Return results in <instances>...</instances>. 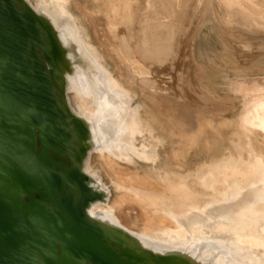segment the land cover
<instances>
[{
	"label": "bare ground",
	"instance_id": "1",
	"mask_svg": "<svg viewBox=\"0 0 264 264\" xmlns=\"http://www.w3.org/2000/svg\"><path fill=\"white\" fill-rule=\"evenodd\" d=\"M155 1L160 3L159 7H161L162 0ZM225 1L239 5L237 0ZM107 3H109L110 13L105 17L107 27L103 31L104 43L113 52L119 50L120 77L130 85H133V82L141 83L142 78L150 77L151 79V76L154 77L153 80L156 78L155 81H158L157 77L161 78V74L165 75L162 71L160 72V66L166 68L165 64H169V68L172 69L175 62L172 60L174 57L172 55L179 47L181 48L180 34L179 37L177 36L179 39L176 38L179 43L176 50H174L173 41L177 33L176 25L178 23L182 25V23L168 16H157L152 25L155 29L154 36L157 37L152 45L145 47L140 44V47L131 43L126 44L124 36L133 35L134 29L124 25L118 30L119 37L114 35L112 29L114 21L119 19L123 13L122 10L126 9H122L121 0H109ZM145 3L149 6L151 4L149 0ZM153 4L157 15L159 7L156 8L155 2ZM241 4L239 9L244 19L254 25L264 24L261 15L244 6V2L243 5ZM31 5L48 14L59 30L62 40L65 43L77 44L84 50L90 61L86 70L80 68L69 77L68 96L71 103L69 93H75H73L75 104L79 108H86V112L74 109L73 106L72 108L77 114L92 122L96 147L89 152L85 164L86 171L101 182L108 192L107 201L95 204L91 208V213L101 214L123 226L113 214L102 207L109 204L111 192L103 176L92 172L91 161L94 151L107 150L108 152L105 151L106 168L124 178L122 182L113 180L116 188H123L122 195L126 198L124 200L128 201L127 206L138 211L135 213L132 212L133 210L129 212L124 209L126 216L122 215L127 217L125 220L128 224L133 221L131 218L142 220L144 224L141 235L129 230L128 227H123L137 235L144 245L160 251L165 249L185 251L198 260L210 264H264V83L238 81L232 84L233 90L242 98L241 111L234 122L214 111H204L205 115L216 116L217 120L221 121L220 124L217 123L220 127L211 121L214 125L213 132L219 133L220 129L233 126L231 146L223 153L215 154L213 150L215 144L210 142L211 147L208 151L211 152V157L209 159L195 162L194 167H191L189 155L179 160L177 167H170L168 156L163 157L159 149V145L165 147L169 142L167 135L160 133L162 131L159 130L158 122L152 113L144 104L136 102V94L115 75L103 53L83 31L75 14L69 9L68 0H37L35 5L32 3ZM185 5H187L185 0H173L170 6H164L171 8L174 13L177 12L176 9H180L183 15H188V6L191 3L188 6ZM165 18L169 19L165 21ZM166 28L170 30L173 28V33L168 34ZM121 41L125 43L123 44L125 55L120 53L122 47H118L122 46ZM174 42L176 44V41ZM145 55L150 64L154 67L155 64L159 65V67L156 66L160 70L142 62L141 57L144 58ZM190 55L193 56L192 54L187 56L190 57ZM138 67L142 69L138 70ZM167 76L169 81L175 75ZM161 83L162 86L156 87L161 94L155 96L161 108L174 114L185 136L196 135L197 132H199L198 137L204 135L206 131L203 128L201 130L198 127L197 131L194 128L198 125L193 128L188 121L189 111H187L188 108L185 109L187 104L178 103L181 100L175 101L176 97L168 95L172 87H168V83L165 85L163 81ZM164 91L169 93L165 94ZM208 96L209 99H214ZM214 106L218 107L216 104ZM207 123L210 125V121ZM195 135L196 140L198 137ZM144 139L148 142L146 143ZM171 150L174 151L173 148ZM119 160L132 165L135 173L127 167L119 166ZM143 162L149 168L148 171L144 170V173H150L153 176H151V182V178L149 177L150 180L147 178L150 184H145L146 177L143 181L144 177L142 178L138 171L142 169ZM116 174H113V177Z\"/></svg>",
	"mask_w": 264,
	"mask_h": 264
},
{
	"label": "water",
	"instance_id": "2",
	"mask_svg": "<svg viewBox=\"0 0 264 264\" xmlns=\"http://www.w3.org/2000/svg\"><path fill=\"white\" fill-rule=\"evenodd\" d=\"M89 63L48 14L0 0V264H210L91 213L108 192L86 171L92 122L68 96Z\"/></svg>",
	"mask_w": 264,
	"mask_h": 264
},
{
	"label": "rangeland",
	"instance_id": "3",
	"mask_svg": "<svg viewBox=\"0 0 264 264\" xmlns=\"http://www.w3.org/2000/svg\"><path fill=\"white\" fill-rule=\"evenodd\" d=\"M29 1L33 5L37 2V0ZM146 1L147 0H123V3H121L122 9L125 8L127 11L122 10V12L125 13H122L121 17L112 24L113 33L116 37H119L118 30H120L124 25H127L134 29V32L133 35L124 36L125 43H131V45L134 44L135 46H140L141 44V46L143 45L147 47L148 45H152L155 37H157L154 36L155 29H153L152 26L157 16H168L171 19L174 18L179 20L182 25H179V23L176 25L177 33L174 40L176 41V44L173 41V46L174 50L178 48L176 47L179 44L177 39L180 38L179 41H181V48L179 47L176 51H174L175 54L172 56H174L175 59L171 56L173 58L172 60H175V62H173L174 69L173 66L172 69H170L168 66L169 64H165L166 68L164 66H160V70V68H158L159 65L155 64L156 69L158 68L160 72H163V74L166 75V73H168L171 77L175 75L171 78L173 80L170 79L168 81V74L166 77L161 74V78L157 77L158 81H155L156 78L153 80L152 78L154 77L150 75L151 79L150 77L142 78L143 81L141 83L133 82V85H130L120 77V65L118 64L119 50H117V52H113L109 50L107 45L104 43L105 33L103 34V31H105L104 29L107 27L105 17H107L110 13L109 3H107L109 0H68V7L75 14L83 31H85V33L91 38V41L103 53L106 58V62L109 64L110 68L113 69L115 75L122 79L125 85L136 94V102L144 104L146 109L152 113L158 122L159 130L163 132L160 133L167 135L169 142L165 147L163 145H159V149L160 153L162 152L161 155L163 157L168 156L167 160L170 167H177L176 165L179 164L178 161L183 160L184 157L189 155V165L194 167L195 162H202L211 157V152L208 151L211 147L209 144L210 142L215 144L213 149L215 154H221L226 150V148L231 146L233 126L220 129L219 133L213 132L214 125L217 123L220 124L221 121L217 120L216 116L211 117L205 115L206 112L204 111H214L222 117L229 118L234 122L238 113L241 111L242 98L233 90L232 84L238 81L264 83V24H251L248 20L243 18L239 9L240 4L242 3L241 5H243L244 2V6L256 14L261 15L264 19V0H241V2L240 0H237L239 5L231 4L225 0H185V3H187L185 6H188L190 3L192 5L188 6L189 9L186 7L188 9V15H183L182 10L180 9H178L179 11L176 9L177 12L174 13L171 8L168 9L165 7L170 6L173 0H162L161 7H159L160 3H156L155 0H149L151 2L150 6L145 3ZM153 1L157 6L156 8L159 7L157 15L154 12L155 9H153ZM134 18L135 20H133ZM168 19L169 18H165L164 20L166 21ZM227 20H229V22ZM169 21H167V23ZM173 30V28H171V30L166 28L168 34H172ZM177 36L180 37L178 38ZM159 39H161V37ZM251 41L253 43H251ZM125 43H122L121 41L120 44H122V46H118L122 47L120 53L123 55L126 54L125 46L123 45ZM186 53L187 55L192 54L193 56L190 55L192 58L187 56ZM137 57H139L138 54ZM141 59L146 65H149L151 68H155L154 65L150 64L146 55L144 58L141 57ZM183 62L187 66L184 65ZM185 67L187 68L185 69ZM167 68H169L170 71ZM141 69L142 67H138V70ZM159 70L158 73H160ZM162 81L165 82V85L168 83V87H172V89L169 90L171 93L168 95L176 97L175 101L177 102L181 100L178 102L180 104L183 102L187 104L185 109L188 108V121L191 123V126L193 125L192 127L194 128V126L196 127V125H198L194 128L195 130L200 127L199 129L203 128V130L206 131V133L201 137L200 135L199 137L197 136L199 132H197L198 134L196 133V135L194 134L195 137L200 139V141H198V138L195 140L194 135L189 134V136H185L182 129L179 127L181 126L180 122L175 119L174 114L167 110H163V108H161V104H159L155 99L156 95L161 94L156 87L162 86ZM169 91H164V93L167 94ZM73 93L74 92L69 93L73 108L78 110L81 109L86 112V108H79V106L75 104V93ZM208 95L214 97L215 100L212 97V99H209L210 97ZM162 104L164 103L162 102ZM214 104L218 105V107H215ZM162 106L164 107V105ZM205 120L208 122L210 121V125H208ZM211 121L215 124L213 125ZM218 126L220 127V125ZM192 127L191 129L194 131ZM144 141L146 143L148 142L147 139H144ZM172 148L174 151L171 150ZM105 151L108 152L107 150L94 151L91 161L93 167L92 172L103 176L101 177L104 178V181L111 192L108 202L109 204L102 207L104 210H108L111 214H113L124 227H128L129 230L142 234L144 229L142 220L131 218L133 221L128 224V222H126L127 220H125L127 217H123V215L126 216L124 209L129 212L133 210L132 212L135 213H138V211L130 208V206H127L128 201L124 200L126 198L122 195L124 194V190H122L123 188H116L114 181L117 180V182H122L124 178H121L116 173H112L106 168L107 165L105 158L107 154H105ZM118 164L119 166H123V168H129L131 172L135 173L134 167L125 161L119 160ZM147 166L148 165L143 162L141 164L142 169L140 168L138 171L140 172L139 174L141 177H144L142 179L143 181L146 177L144 181L145 184H150L153 176L150 175V173H144V170H149ZM113 174H116L114 176L116 178L113 177ZM147 178L150 182L147 181ZM120 196H122V200L120 199ZM128 207L130 209H127ZM123 219L125 221H123Z\"/></svg>",
	"mask_w": 264,
	"mask_h": 264
},
{
	"label": "crops",
	"instance_id": "4",
	"mask_svg": "<svg viewBox=\"0 0 264 264\" xmlns=\"http://www.w3.org/2000/svg\"><path fill=\"white\" fill-rule=\"evenodd\" d=\"M121 3H123V0H121Z\"/></svg>",
	"mask_w": 264,
	"mask_h": 264
}]
</instances>
